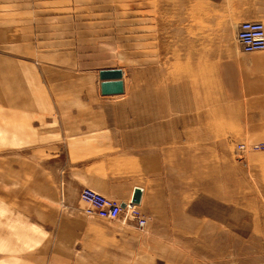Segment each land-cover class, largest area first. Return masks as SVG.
Wrapping results in <instances>:
<instances>
[{
    "label": "rangeland",
    "instance_id": "rangeland-1",
    "mask_svg": "<svg viewBox=\"0 0 264 264\" xmlns=\"http://www.w3.org/2000/svg\"><path fill=\"white\" fill-rule=\"evenodd\" d=\"M231 12L217 0H0V264H264V147H249L264 145V122L212 120L196 92L205 74L190 72L202 34L221 48L236 33ZM106 67L123 69L124 93H101ZM80 112L105 147L112 123L160 150L174 188L137 204L144 226L83 212L78 181L94 162L63 154V185L50 171L56 133L33 123L53 114L70 128Z\"/></svg>",
    "mask_w": 264,
    "mask_h": 264
},
{
    "label": "crops",
    "instance_id": "crops-1",
    "mask_svg": "<svg viewBox=\"0 0 264 264\" xmlns=\"http://www.w3.org/2000/svg\"><path fill=\"white\" fill-rule=\"evenodd\" d=\"M217 1L223 10L232 9L231 14L227 15L229 21L227 17L224 18L227 19L225 21L227 23L238 26L245 19H257L264 23V0ZM218 35L220 34L211 32L202 34L205 49L200 51L201 54L198 50L194 54V45H191L190 72L205 74L196 86V92L200 91L203 104L206 103L211 110L212 120L254 122V127H257L258 122H264V48L242 50L236 33L224 35L227 43L225 47L220 48L214 44V36ZM193 99L194 79L191 80L192 111ZM77 115L79 125H71L70 128H68L70 125L66 127L62 117H54L53 114L47 116L52 117L51 119H46L42 123L37 119L36 123H33L38 135L40 129H45L47 133L54 129L53 132L56 133V139L52 142L46 139V143L54 146L48 147L51 159L54 160V168L50 171L59 178L60 185L68 183L70 178V174H65L63 170L62 156L66 153L69 160L94 162V166H91L95 171L94 175H80L78 183L83 186L88 185L122 203L131 201L135 188L140 187L141 201L144 202L146 209L153 207L151 202H155L156 207L157 202L166 200L167 194L174 186L172 188V184L167 182L164 158L162 159L159 149L145 148L139 140L125 134L124 124L112 123L100 125L102 131H105L102 133L109 137L106 142L109 147H105L104 142L102 143L96 136H88L86 129L82 128L81 121H86L88 115L82 112ZM95 116L102 117L100 120L104 122L125 120L120 114L103 113ZM194 127V122H191V130ZM66 130L72 132L67 133ZM141 201L136 204L139 205ZM83 212L86 213L84 208Z\"/></svg>",
    "mask_w": 264,
    "mask_h": 264
},
{
    "label": "built area",
    "instance_id": "built-area-1",
    "mask_svg": "<svg viewBox=\"0 0 264 264\" xmlns=\"http://www.w3.org/2000/svg\"><path fill=\"white\" fill-rule=\"evenodd\" d=\"M236 38L244 51L264 48V23L257 19L242 20L236 28ZM240 148L246 144L239 143ZM250 148H262L259 142H253ZM80 198L88 215H98L110 220L133 219L138 226H144L147 218L142 214L133 200L123 203L101 191L85 185L80 190Z\"/></svg>",
    "mask_w": 264,
    "mask_h": 264
},
{
    "label": "water",
    "instance_id": "water-1",
    "mask_svg": "<svg viewBox=\"0 0 264 264\" xmlns=\"http://www.w3.org/2000/svg\"><path fill=\"white\" fill-rule=\"evenodd\" d=\"M101 80V92L103 94H120L125 92L124 72L120 67L102 68L99 71ZM142 189L136 187L132 200L136 203L141 201ZM123 206L125 204L123 203Z\"/></svg>",
    "mask_w": 264,
    "mask_h": 264
},
{
    "label": "bare ground",
    "instance_id": "bare-ground-1",
    "mask_svg": "<svg viewBox=\"0 0 264 264\" xmlns=\"http://www.w3.org/2000/svg\"><path fill=\"white\" fill-rule=\"evenodd\" d=\"M139 203V202H138Z\"/></svg>",
    "mask_w": 264,
    "mask_h": 264
}]
</instances>
